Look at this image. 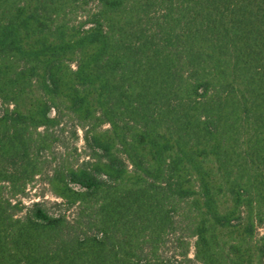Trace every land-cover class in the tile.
<instances>
[{
    "label": "trees",
    "instance_id": "1",
    "mask_svg": "<svg viewBox=\"0 0 264 264\" xmlns=\"http://www.w3.org/2000/svg\"><path fill=\"white\" fill-rule=\"evenodd\" d=\"M0 264H264V0H0Z\"/></svg>",
    "mask_w": 264,
    "mask_h": 264
},
{
    "label": "rangeland",
    "instance_id": "2",
    "mask_svg": "<svg viewBox=\"0 0 264 264\" xmlns=\"http://www.w3.org/2000/svg\"><path fill=\"white\" fill-rule=\"evenodd\" d=\"M73 132L74 127L72 123L64 124L62 128L58 129L57 136L60 141L56 145L55 149L48 155V163L46 165L47 172L37 177L34 183L30 185L28 190L29 195L23 199L26 206L32 204L33 202H46V207L50 213L66 214L70 219H73L75 210H67L66 206L62 203V200L52 194L47 181L48 176L52 172L51 170L57 162L64 160V162L68 164L78 165L82 163L83 160H88V151L85 149L83 130L78 128L76 135H74ZM195 240V238L188 239L190 244L189 257L192 259H194L195 256ZM180 250L178 249L177 251ZM170 251L167 250V253L169 254Z\"/></svg>",
    "mask_w": 264,
    "mask_h": 264
}]
</instances>
